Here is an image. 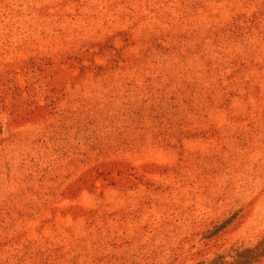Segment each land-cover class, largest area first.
I'll use <instances>...</instances> for the list:
<instances>
[{"label": "rangeland", "instance_id": "1", "mask_svg": "<svg viewBox=\"0 0 264 264\" xmlns=\"http://www.w3.org/2000/svg\"><path fill=\"white\" fill-rule=\"evenodd\" d=\"M0 264H264V0H0Z\"/></svg>", "mask_w": 264, "mask_h": 264}]
</instances>
